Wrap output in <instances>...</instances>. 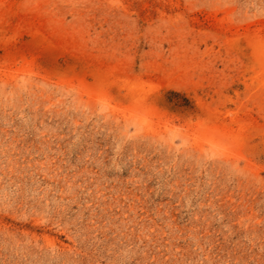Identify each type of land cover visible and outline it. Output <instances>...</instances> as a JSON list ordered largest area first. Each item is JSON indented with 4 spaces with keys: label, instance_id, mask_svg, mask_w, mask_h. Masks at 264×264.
<instances>
[{
    "label": "rangeland",
    "instance_id": "374dc122",
    "mask_svg": "<svg viewBox=\"0 0 264 264\" xmlns=\"http://www.w3.org/2000/svg\"><path fill=\"white\" fill-rule=\"evenodd\" d=\"M0 264H264V0H0Z\"/></svg>",
    "mask_w": 264,
    "mask_h": 264
}]
</instances>
